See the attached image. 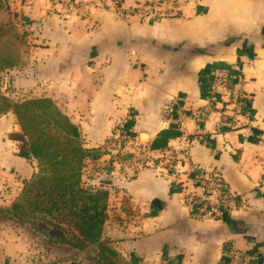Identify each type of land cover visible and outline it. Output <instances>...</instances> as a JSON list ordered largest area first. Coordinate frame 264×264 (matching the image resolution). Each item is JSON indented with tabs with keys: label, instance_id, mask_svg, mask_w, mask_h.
Masks as SVG:
<instances>
[{
	"label": "crops",
	"instance_id": "crops-1",
	"mask_svg": "<svg viewBox=\"0 0 264 264\" xmlns=\"http://www.w3.org/2000/svg\"><path fill=\"white\" fill-rule=\"evenodd\" d=\"M176 1L177 16L140 20L123 18L111 0H21L25 50L4 88L50 99L77 127L87 150L83 179L108 191L103 236L128 264H227L232 251L242 255L237 264H264V0ZM203 72L230 78L243 96L237 115L207 99ZM129 113L153 157L186 138L181 171L217 169L236 195L233 209L195 218L184 203L192 185L185 174L109 159L101 146ZM164 129L180 134L150 150ZM18 135L14 116L0 115V264H86L65 246L34 251L35 233L7 216L36 171Z\"/></svg>",
	"mask_w": 264,
	"mask_h": 264
},
{
	"label": "trees",
	"instance_id": "trees-1",
	"mask_svg": "<svg viewBox=\"0 0 264 264\" xmlns=\"http://www.w3.org/2000/svg\"><path fill=\"white\" fill-rule=\"evenodd\" d=\"M7 9L0 0V10ZM19 26L24 28L22 22ZM14 31V26L0 25V115L14 116L20 150L36 161V171L24 182L7 216L50 243L74 249L86 264H128L103 236L108 191L83 179L87 150L77 127L48 98L6 93L3 76L21 64L25 50V42L19 50L15 43L17 37L25 41V33L18 36ZM206 74L200 75L202 90ZM179 134L161 130L149 149H161Z\"/></svg>",
	"mask_w": 264,
	"mask_h": 264
},
{
	"label": "built area",
	"instance_id": "built-area-1",
	"mask_svg": "<svg viewBox=\"0 0 264 264\" xmlns=\"http://www.w3.org/2000/svg\"><path fill=\"white\" fill-rule=\"evenodd\" d=\"M111 6L123 18L137 16L140 20L148 18L161 19L174 17L180 13L176 0H149L143 5H137L133 10L121 9V0H111ZM204 92L211 102L223 104L221 113L231 112L234 117L239 113L243 96L235 90L231 80L223 73L206 74L204 77ZM222 88L223 91L218 89ZM135 116L132 113L116 122L106 142L101 146L109 159L118 161L121 157L122 163L131 164L133 168L140 170L151 168L162 176H174L185 174L191 182V188L185 190L184 203L191 209L195 218L211 219L219 217L233 209L236 195L230 190L217 169L201 170L189 168L181 171L187 164L188 140L182 139L181 146L168 149L157 157L147 154L148 150H142L140 142L133 133V122ZM145 154L144 158L138 157ZM134 169V170H135ZM242 258L239 251L231 252V261L227 264H237Z\"/></svg>",
	"mask_w": 264,
	"mask_h": 264
},
{
	"label": "rangeland",
	"instance_id": "rangeland-1",
	"mask_svg": "<svg viewBox=\"0 0 264 264\" xmlns=\"http://www.w3.org/2000/svg\"><path fill=\"white\" fill-rule=\"evenodd\" d=\"M5 1L7 3V6H8V2H10L11 6H8L7 10H0V25L14 26V28H15L14 32L16 34H18V36H22V34L25 33V29L21 28V26H19V24H21V21L19 20L17 15L14 16V14L16 13L15 10L17 9V5H19L21 0H5ZM28 1H30V0H28ZM15 40H16L15 43H17V47L19 50L20 48L23 47V46L21 47V44L23 45V43L25 42L24 38L19 39L17 37ZM3 78H5V76H3ZM6 93H8V92H6ZM8 96L12 97L10 95V93H8ZM138 157L144 158L145 154L143 153V154L139 155ZM119 160H121V157L119 158ZM114 163L117 164L116 161H114ZM91 171H92V168H90L88 170L87 175H89L91 173ZM22 227H24V226H22ZM27 227L30 228L28 225H27ZM36 236H37V239L35 241H33V247H32V249H34V251H36L38 249L49 250V248H53V247H64V246H60L57 244L55 245L54 243H50L41 235H36Z\"/></svg>",
	"mask_w": 264,
	"mask_h": 264
},
{
	"label": "water",
	"instance_id": "water-1",
	"mask_svg": "<svg viewBox=\"0 0 264 264\" xmlns=\"http://www.w3.org/2000/svg\"><path fill=\"white\" fill-rule=\"evenodd\" d=\"M140 138H141V140L143 141V140H146L148 137H147L146 134L141 133V134H140Z\"/></svg>",
	"mask_w": 264,
	"mask_h": 264
}]
</instances>
